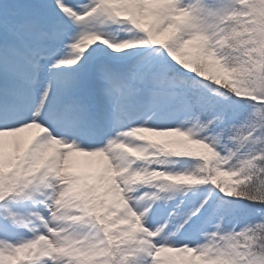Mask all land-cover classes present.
<instances>
[{
	"label": "snow or ice",
	"instance_id": "6c2138e0",
	"mask_svg": "<svg viewBox=\"0 0 264 264\" xmlns=\"http://www.w3.org/2000/svg\"><path fill=\"white\" fill-rule=\"evenodd\" d=\"M0 264H264V0H0Z\"/></svg>",
	"mask_w": 264,
	"mask_h": 264
}]
</instances>
